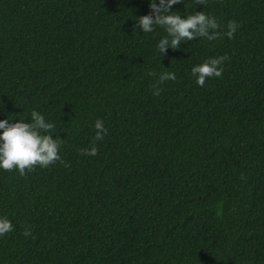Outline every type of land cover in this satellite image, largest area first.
<instances>
[{"label": "trees", "instance_id": "trees-1", "mask_svg": "<svg viewBox=\"0 0 264 264\" xmlns=\"http://www.w3.org/2000/svg\"><path fill=\"white\" fill-rule=\"evenodd\" d=\"M172 8L220 35L156 54L148 0H0V118L36 109L63 139L47 167L0 169V264H264V0ZM219 55L198 85L191 66Z\"/></svg>", "mask_w": 264, "mask_h": 264}, {"label": "clouds", "instance_id": "clouds-1", "mask_svg": "<svg viewBox=\"0 0 264 264\" xmlns=\"http://www.w3.org/2000/svg\"><path fill=\"white\" fill-rule=\"evenodd\" d=\"M180 0H148L150 12L142 14L135 20L141 32L151 33L157 26L163 28L165 35L161 36L155 44L156 54L166 52V49L179 48L181 42L193 38L205 37L208 40L215 39L220 33L217 19L205 11L181 14L179 10L172 8ZM239 24L235 20H229L224 35L232 38ZM225 55L208 57L201 63L191 66V74L195 82L203 86L206 79L220 77L223 72V61ZM167 68V67H165ZM157 83L153 85V95L159 94V83L165 80H175L176 74L173 71H164L156 74ZM94 141H100L107 134L108 129L102 118L93 122ZM56 132L54 122L45 118V115L32 109L29 119H15L4 116L0 118V169H16L20 175L25 170L32 171L33 167L39 165L41 168L61 159L59 148L63 139L54 137ZM86 155H96L98 149L96 143L82 150ZM13 228L11 220L7 216H0V235L10 232ZM29 230H25V235Z\"/></svg>", "mask_w": 264, "mask_h": 264}]
</instances>
